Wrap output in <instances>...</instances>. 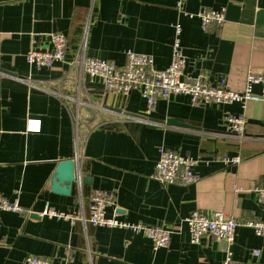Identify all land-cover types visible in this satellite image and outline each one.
<instances>
[{"label":"crops","instance_id":"1","mask_svg":"<svg viewBox=\"0 0 264 264\" xmlns=\"http://www.w3.org/2000/svg\"><path fill=\"white\" fill-rule=\"evenodd\" d=\"M176 1L0 0V194L30 210L0 213V264H24L31 255L57 262L68 256L69 264H222L227 243L204 238L193 244L184 218L224 212L241 222H264L257 193L264 186V99L243 106L177 95L158 100L147 114L140 91L109 93L81 65L84 55L125 66L132 50L164 70L180 22L184 76H205L214 85L225 79L230 89L244 91L249 71L264 70V0H186L190 13L225 10L226 23L207 31L198 18L180 13ZM52 33L66 36L65 59L49 68L30 66L27 53L33 46L49 49ZM240 114L247 118L241 137L225 126L228 115ZM30 120L39 129L30 130ZM161 146L194 158L199 181L183 186L155 180ZM224 156L241 162L227 166ZM71 159L81 184L77 180L70 195L54 193L51 176L59 162ZM86 174L90 185L82 182ZM97 190L115 196L108 216L172 227L170 245L155 250L143 234L78 220L89 216ZM46 203L75 219L39 216ZM231 250L240 264H264V236L252 228L236 229Z\"/></svg>","mask_w":264,"mask_h":264},{"label":"built area","instance_id":"2","mask_svg":"<svg viewBox=\"0 0 264 264\" xmlns=\"http://www.w3.org/2000/svg\"><path fill=\"white\" fill-rule=\"evenodd\" d=\"M186 0H177V10L189 18H198L202 28L207 31L215 25L226 23L225 10H213L203 8L197 13H190L185 9ZM175 39L172 46V59L170 65L164 70H158L154 66V60L150 55L127 51V63L118 66L113 62L94 58L81 57V65L86 73L98 77L105 91L115 95H128L132 91H140L146 101V113L151 114L156 103L160 99H168L171 96L188 95L193 103L201 104H228L240 103L243 106L248 101L259 102L264 99V70H250L247 76L246 88L242 92L228 87L226 80L222 79L218 84H211L207 77L200 76L193 79L184 76L186 57L180 42L182 24L175 23ZM51 47L49 49L35 48L34 46L26 55L27 63L32 67H52L56 62L65 59L68 41L62 33L50 34ZM259 85L262 93L253 91V87ZM38 124V125H37ZM226 130L234 135L243 136L246 131L247 118L245 115H228L225 118ZM30 130L39 129V122L30 120ZM223 163L227 166L237 165L241 162L240 156H224ZM197 161L183 155L175 149L161 146L158 150V159L152 177L161 184H179L188 186L199 181L200 177L195 173L194 167ZM81 184V176L77 177ZM260 202L264 203V186L257 189ZM113 193L101 190L95 191L89 203V216L81 215V222L91 224L94 227L121 228L134 233L143 234L153 243L155 250L167 248L172 240L175 230L164 225H147L142 223H129L115 216L107 215V208L114 203ZM10 212L25 214L30 210L21 206L19 200H9L0 194V213ZM41 217L74 220L72 214L59 212L53 209L49 203L38 213ZM188 226L191 242L202 245L203 239H215L227 243L228 250L222 264H240L233 258L232 246L235 243V232L239 226L252 228L258 236H264V222H241L228 217L224 212H216L211 216L193 212L183 220ZM255 255L259 252L255 251ZM68 257V256H67ZM65 257L57 262L50 258L38 255L27 256L24 264H69Z\"/></svg>","mask_w":264,"mask_h":264},{"label":"water","instance_id":"3","mask_svg":"<svg viewBox=\"0 0 264 264\" xmlns=\"http://www.w3.org/2000/svg\"><path fill=\"white\" fill-rule=\"evenodd\" d=\"M132 117L146 118L145 116L126 112ZM170 125L186 127L194 129L191 125L185 123L182 119H169L167 121ZM78 167L74 159L64 160L58 163L54 173L51 176L52 191L54 193H60L64 195H70L73 189V185L77 182ZM83 184H91V177L84 175L82 179Z\"/></svg>","mask_w":264,"mask_h":264}]
</instances>
